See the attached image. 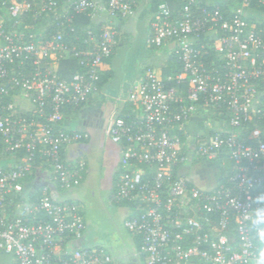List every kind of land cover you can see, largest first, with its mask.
<instances>
[{"label": "built area", "instance_id": "2783aa9c", "mask_svg": "<svg viewBox=\"0 0 264 264\" xmlns=\"http://www.w3.org/2000/svg\"><path fill=\"white\" fill-rule=\"evenodd\" d=\"M200 1L185 0L175 14L159 5L147 43L168 44L177 68L165 77L145 69L129 91L127 120L116 116L107 129L120 146L111 199L129 206L123 226L140 237L147 264H253L258 247L249 216L264 202V12L255 10L264 0H239L229 14ZM135 6L136 0H68L60 8L56 0H0V151L19 155L0 159V253L14 264H113L102 248H66L85 228L74 202L55 201L45 185L35 201L12 198L39 167L61 189L79 183L84 163L68 166L63 149L88 134L59 123L65 108L99 92L101 65L115 45L111 22ZM74 14L105 16L98 34L87 31V49L64 39ZM29 15L50 16L55 30L23 39L17 27ZM209 50L215 56L206 63ZM65 53L82 66L68 80L57 73ZM192 120L200 125L190 140L185 127ZM217 152L231 161L224 183L202 189L179 173L190 153L210 160Z\"/></svg>", "mask_w": 264, "mask_h": 264}, {"label": "crops", "instance_id": "0c3cea01", "mask_svg": "<svg viewBox=\"0 0 264 264\" xmlns=\"http://www.w3.org/2000/svg\"><path fill=\"white\" fill-rule=\"evenodd\" d=\"M65 2L68 0H64ZM155 0H136V6L132 15L126 18L113 19L112 27L116 32L115 45L111 56L101 65V73L110 72L109 78L101 85L98 93L91 96L86 102L71 107L64 112L62 125L69 130H76L88 134V138L79 142H73L63 149V158L66 164L74 167L78 162L84 163V170L81 172L79 183L68 189H61L51 180L49 170L46 167H39L34 173L32 181L29 182L31 189H37L40 185L47 186L52 199L58 202L72 201L77 204L84 220L85 228L79 238H72L66 243V248L75 247H99L110 254L113 264H147L139 251L140 240L137 235L128 231L123 226L124 219L129 215L130 208L125 204L114 203L111 193L114 191L120 168V146L114 143L108 136L107 129L112 119L122 111L128 102V94L131 88L139 82L145 69L152 68L159 75L165 70L164 67L171 60L168 44L153 49L147 39L151 32V19L157 13L158 7L153 9ZM227 0H205L207 3H224ZM162 4L159 2V5ZM100 24L105 23V16L100 20H93ZM151 22V23H150ZM200 125L199 121L192 120L187 123L186 129L190 136L196 134L195 127ZM193 136L190 138L192 140ZM108 144L105 151V158L110 167L108 177L110 187L108 198L111 203L122 209L123 219L119 225L106 229L102 236H97L89 226L85 218L87 203L77 193L81 184L90 183L94 176V154L98 141ZM101 149L105 147H100ZM191 154V155H190ZM188 162L194 163L201 158L190 153ZM228 159L224 153L217 152L210 160H216L218 168L215 174L201 170L197 172L184 171L185 162L179 167V173L185 174L190 181L202 189H210L215 186L223 173L224 160ZM205 161H209L206 159ZM183 167V171H181ZM226 171V170H225ZM110 209V207H109ZM0 264H14L11 254L0 253Z\"/></svg>", "mask_w": 264, "mask_h": 264}, {"label": "trees", "instance_id": "16d2710c", "mask_svg": "<svg viewBox=\"0 0 264 264\" xmlns=\"http://www.w3.org/2000/svg\"><path fill=\"white\" fill-rule=\"evenodd\" d=\"M58 3V8L64 5V0H56ZM159 2L164 3L168 6V8L175 14L179 7L182 6V4L185 2V0H155L153 1V9L157 8L159 6ZM200 5L205 4V0H201ZM220 10L225 12L226 14L231 13L232 10H234L239 5V0H227L224 3H217ZM255 6V5H254ZM256 11L264 12V5H257L255 6ZM256 14L252 12L250 15L249 20H255ZM30 17L26 18L22 24H20L17 27V31L22 35V38L27 40L29 38V35H36L39 37L40 35L51 33L55 30V24H50L52 22V18L50 16H37L36 18H33L31 15ZM154 20V18L151 19V22ZM150 22V23H151ZM264 23L262 22L261 25ZM89 29L93 30L95 34H98L100 32V24L95 23L91 18H89L86 15L82 14H74L73 16V30L68 31V34L64 37L65 41L70 44V47H74L76 49H87V43L85 42V39H87V31ZM153 49L160 48L155 46H150ZM215 53L212 50H209V53L205 55V61L206 63L209 62L210 58H214ZM82 66L78 62V59L72 54L65 53L63 57L58 61L57 66V73L63 78L68 80L71 78L72 74L80 70ZM177 68V65L175 64V58L172 56L171 60H168V64L166 67H164V71L162 72L161 76L165 77L167 74H171L175 71ZM110 72H104L100 74V82L99 86L101 85L109 78ZM6 100H8V97H5ZM82 104V103H81ZM71 107L65 108L64 112ZM132 108L131 103L127 102L126 105H124L122 111L118 114L119 117H123L124 119L128 118L125 115L130 113V110ZM127 120V119H126ZM59 127H62L65 131H70L67 128H64L62 125V122L59 123ZM22 153H20L21 155ZM11 156L13 159L19 158V155L11 154L10 153H2L0 151V159L4 157ZM35 162H39L38 158L35 159ZM230 171L223 170L222 177L220 182L226 181V175H228ZM35 170L32 171L26 178L22 180V190L19 193H16L13 195L12 202L17 204H25L28 202L35 201L36 198L39 196V192L41 190V187L44 186L43 184L38 186L37 189H31L29 182L32 181L34 177ZM10 197H6V208L11 210L10 206L8 205ZM65 202H72V201H65ZM124 204V203H123ZM12 207V206H11ZM80 212V210L78 209ZM11 213V211H10ZM81 214V212H80ZM137 238L140 240V237L137 235ZM141 246V244H139ZM139 246V248H140Z\"/></svg>", "mask_w": 264, "mask_h": 264}, {"label": "rangeland", "instance_id": "374dc122", "mask_svg": "<svg viewBox=\"0 0 264 264\" xmlns=\"http://www.w3.org/2000/svg\"><path fill=\"white\" fill-rule=\"evenodd\" d=\"M108 144H111L109 140L105 144L98 141V145L93 150L95 152L93 179L90 183L81 184L77 190L81 199L87 203L85 218L97 236H102L106 229L119 225L123 219L122 209L115 207L108 198L110 180L107 172L110 167L104 155ZM100 147L105 148L101 149ZM205 160L199 159L193 164L188 160L185 161L184 165L187 168H184V171L188 174L190 171L197 172L205 169V171L215 174L218 168L217 161L209 160L207 162ZM181 169L183 171V167Z\"/></svg>", "mask_w": 264, "mask_h": 264}, {"label": "clouds", "instance_id": "9594fccd", "mask_svg": "<svg viewBox=\"0 0 264 264\" xmlns=\"http://www.w3.org/2000/svg\"><path fill=\"white\" fill-rule=\"evenodd\" d=\"M249 221L250 228L258 241L253 264H264V202L251 211Z\"/></svg>", "mask_w": 264, "mask_h": 264}, {"label": "water", "instance_id": "95a60500", "mask_svg": "<svg viewBox=\"0 0 264 264\" xmlns=\"http://www.w3.org/2000/svg\"><path fill=\"white\" fill-rule=\"evenodd\" d=\"M230 165H231V161L229 159H225L223 164L224 169L228 170L230 168Z\"/></svg>", "mask_w": 264, "mask_h": 264}]
</instances>
